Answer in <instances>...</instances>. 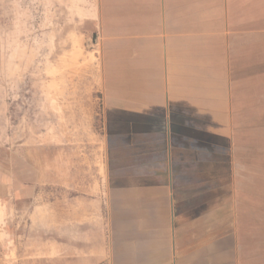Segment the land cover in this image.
Returning a JSON list of instances; mask_svg holds the SVG:
<instances>
[{"label": "crops", "instance_id": "1", "mask_svg": "<svg viewBox=\"0 0 264 264\" xmlns=\"http://www.w3.org/2000/svg\"><path fill=\"white\" fill-rule=\"evenodd\" d=\"M95 16L107 264H264V0H97ZM34 179L0 165V196L26 201Z\"/></svg>", "mask_w": 264, "mask_h": 264}, {"label": "rangeland", "instance_id": "2", "mask_svg": "<svg viewBox=\"0 0 264 264\" xmlns=\"http://www.w3.org/2000/svg\"><path fill=\"white\" fill-rule=\"evenodd\" d=\"M96 12L97 0H0V165L36 173L28 200L0 196V264H107Z\"/></svg>", "mask_w": 264, "mask_h": 264}, {"label": "bare ground", "instance_id": "3", "mask_svg": "<svg viewBox=\"0 0 264 264\" xmlns=\"http://www.w3.org/2000/svg\"><path fill=\"white\" fill-rule=\"evenodd\" d=\"M93 42H94V40L91 42V43H89V46L90 47H92L93 46ZM2 210L0 209V217H2V212H1ZM4 217V216H3ZM3 219V218H2Z\"/></svg>", "mask_w": 264, "mask_h": 264}]
</instances>
